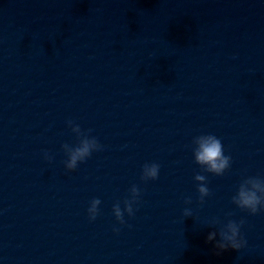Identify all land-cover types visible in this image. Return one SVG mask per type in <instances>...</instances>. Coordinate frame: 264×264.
Segmentation results:
<instances>
[{"label": "water", "instance_id": "water-1", "mask_svg": "<svg viewBox=\"0 0 264 264\" xmlns=\"http://www.w3.org/2000/svg\"><path fill=\"white\" fill-rule=\"evenodd\" d=\"M0 264H264V0H0Z\"/></svg>", "mask_w": 264, "mask_h": 264}]
</instances>
